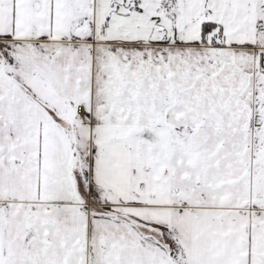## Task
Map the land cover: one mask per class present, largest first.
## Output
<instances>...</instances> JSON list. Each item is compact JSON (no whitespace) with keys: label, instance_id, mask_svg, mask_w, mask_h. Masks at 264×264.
Returning a JSON list of instances; mask_svg holds the SVG:
<instances>
[{"label":"snow or ice","instance_id":"1","mask_svg":"<svg viewBox=\"0 0 264 264\" xmlns=\"http://www.w3.org/2000/svg\"><path fill=\"white\" fill-rule=\"evenodd\" d=\"M0 264H264V0H0Z\"/></svg>","mask_w":264,"mask_h":264}]
</instances>
